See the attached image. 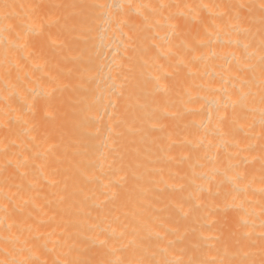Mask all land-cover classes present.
<instances>
[{
  "label": "bare ground",
  "instance_id": "obj_1",
  "mask_svg": "<svg viewBox=\"0 0 264 264\" xmlns=\"http://www.w3.org/2000/svg\"><path fill=\"white\" fill-rule=\"evenodd\" d=\"M0 264H264V0H0Z\"/></svg>",
  "mask_w": 264,
  "mask_h": 264
}]
</instances>
